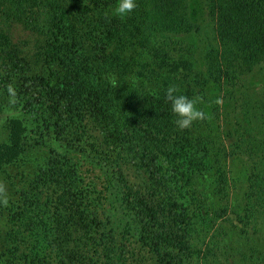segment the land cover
<instances>
[{
    "label": "trees",
    "instance_id": "16d2710c",
    "mask_svg": "<svg viewBox=\"0 0 264 264\" xmlns=\"http://www.w3.org/2000/svg\"><path fill=\"white\" fill-rule=\"evenodd\" d=\"M188 1L135 0L120 19L117 0H0V99L18 117L0 173L27 164L23 134L44 146L18 196L0 191V264H129L116 243L126 234L155 264H209L218 250L229 264H264L250 219L253 202L264 213V91L257 115L246 103L233 119L251 93L244 77L264 67V0ZM169 87L230 105L216 106L213 129H180ZM74 155L99 169L101 195ZM233 159L247 174L241 211L229 201ZM230 232L239 240L228 252Z\"/></svg>",
    "mask_w": 264,
    "mask_h": 264
},
{
    "label": "rangeland",
    "instance_id": "374dc122",
    "mask_svg": "<svg viewBox=\"0 0 264 264\" xmlns=\"http://www.w3.org/2000/svg\"><path fill=\"white\" fill-rule=\"evenodd\" d=\"M194 0H189V3H192ZM188 3V5H189ZM201 24V30H203V34L208 35V37L211 38V23H206L200 20ZM249 87V95L248 96H241L236 98L237 102H235L234 107L236 108L233 112V119L235 118V115L237 112H244L247 104L252 105L249 113L256 114V108L258 106V102L260 100L261 94L264 91V67L262 69H255V71L249 73L244 77V83L242 84L241 88ZM220 95L216 94L215 98L212 100H205L202 98H198L197 102L195 103V106L197 109L202 111L204 113V117L200 120H197L198 123H200V130L203 132H206V130H210L209 128L213 129V126L215 123L212 121V117L215 115V108L217 105H220L223 107H228L230 104V97L220 99ZM232 99V97H231ZM245 101V107L244 102ZM0 145L9 143L10 140H8V134L10 132V127L12 129L11 120L14 118V120L18 117H16V113L7 106L3 99H0ZM244 108V109H243ZM221 109V108H220ZM257 115V114H256ZM214 120V119H213ZM235 120V119H234ZM255 120V119H254ZM212 122V123H211ZM215 122V121H214ZM254 121H251V124L249 125L250 134L255 133L256 126L253 123ZM86 130L90 135L94 134V130L91 127L89 123H86ZM24 137V134H23ZM21 142L26 145V147H29L28 150H24V154L26 156V160L28 161L27 164L24 165H17L12 166L13 170L10 171V174L8 176V179H6L5 175L0 173V191L2 195L7 198L11 199L12 197L16 198L18 196L14 195L15 191L19 190L23 186V181H25L33 172V166L35 164V161L38 160L39 155L43 153L44 146L36 144L33 140H25L23 139ZM29 141V142H28ZM74 162L77 165V169L81 175V177L84 180V184L89 186L91 189H93V194L95 196L101 195L100 193L103 192V178L99 171V169L95 166V164L90 160H82L79 156L74 155L73 157ZM26 173V177L22 174ZM229 175L231 180L233 181V186L230 192V204L233 209L237 211H241L243 208V200L242 195L245 191V183L247 181V174L244 172V166L242 165V161L239 159H233L229 162ZM127 179L129 182L133 185H136L138 182V179L135 175V173L132 170H128L126 172ZM252 177V176H251ZM254 179V178H253ZM256 178L255 180H257ZM202 180V179H201ZM252 183V182H251ZM234 184L236 188L234 189ZM212 187L210 186L207 189V193L209 195V199L214 200V196L211 195ZM250 198L252 201H254L255 196L254 194H251ZM254 207V213L250 217L251 221L256 223V226H258L261 229V235L262 239L264 241V213L262 212L261 208L257 206L256 203L253 202L252 204ZM233 217V216H232ZM235 221V218H234ZM227 242L231 240V244L228 245L227 250L229 247H234L235 242H238V236L237 233L230 232L228 234V237L226 238ZM116 243L118 245H124L125 250V257L129 264H155L154 258L150 255V253L142 248L140 244L135 241V239L131 238L129 235H119L117 237ZM221 250L215 251L214 255L213 252H211L209 255L206 256L207 262L209 264H214L217 262L218 264H229L226 260L227 254H221ZM229 252V251H228ZM216 259V260H215Z\"/></svg>",
    "mask_w": 264,
    "mask_h": 264
},
{
    "label": "clouds",
    "instance_id": "9594fccd",
    "mask_svg": "<svg viewBox=\"0 0 264 264\" xmlns=\"http://www.w3.org/2000/svg\"><path fill=\"white\" fill-rule=\"evenodd\" d=\"M135 11V0H117L112 14L120 19H125ZM7 91L10 97H15V89L9 85ZM165 97L171 102V111L176 117L175 123L178 128L189 127L194 121L204 117V113L197 109L195 101L184 95H178L175 87L167 88Z\"/></svg>",
    "mask_w": 264,
    "mask_h": 264
}]
</instances>
